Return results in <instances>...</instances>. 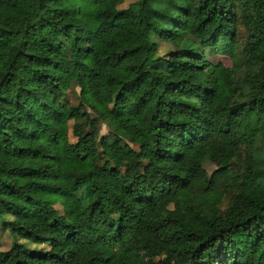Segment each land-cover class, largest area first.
Here are the masks:
<instances>
[{"label":"trees","instance_id":"obj_1","mask_svg":"<svg viewBox=\"0 0 264 264\" xmlns=\"http://www.w3.org/2000/svg\"><path fill=\"white\" fill-rule=\"evenodd\" d=\"M76 1L0 0V264H264V0Z\"/></svg>","mask_w":264,"mask_h":264},{"label":"rangeland","instance_id":"obj_2","mask_svg":"<svg viewBox=\"0 0 264 264\" xmlns=\"http://www.w3.org/2000/svg\"><path fill=\"white\" fill-rule=\"evenodd\" d=\"M137 0H123V2L120 4V7H127L129 4L135 2ZM76 7H77V11H81V12H90L92 9V6L87 3L84 0H80V1H76ZM238 31H239V36H240V40L245 36V30L243 29L242 26H238ZM173 45L167 42H163V41H159V50L158 53L159 54H164L166 52H168L169 50L173 49ZM208 59L213 63H223L225 66L227 67H231L233 65V62L226 57H219V56H213V55H208ZM210 70V69H209ZM76 91H69L68 95L66 96L65 101H67L70 104H77L78 103V92L79 89L75 88ZM71 123V122H70ZM107 132V128L104 125H101L100 127V134H105ZM70 141H75L74 138L71 136H69ZM205 168L207 170L208 173H211L216 166L210 162H205ZM234 169L236 171H240V166L238 165H234ZM228 203V197L225 196L223 203H222V209H224L227 206ZM55 207L57 208L58 212H62V208L59 204L55 205ZM17 225H21L19 222L16 223ZM0 237H1V242H2V249L6 250L10 247L11 245V240H12V236L11 234L7 231V230H3L0 228ZM141 253L138 252L136 253V258H140L141 257ZM130 258V256L124 255L121 260L119 261L120 264H127L128 259Z\"/></svg>","mask_w":264,"mask_h":264}]
</instances>
